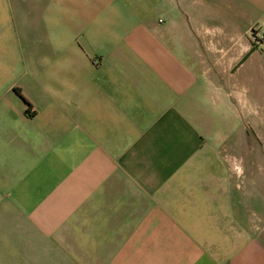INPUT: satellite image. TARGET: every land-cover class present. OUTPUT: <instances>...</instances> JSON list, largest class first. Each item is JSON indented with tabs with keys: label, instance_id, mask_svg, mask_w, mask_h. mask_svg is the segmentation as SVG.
<instances>
[{
	"label": "crops",
	"instance_id": "1",
	"mask_svg": "<svg viewBox=\"0 0 264 264\" xmlns=\"http://www.w3.org/2000/svg\"><path fill=\"white\" fill-rule=\"evenodd\" d=\"M255 25L264 0H0V264H264Z\"/></svg>",
	"mask_w": 264,
	"mask_h": 264
},
{
	"label": "rangeland",
	"instance_id": "2",
	"mask_svg": "<svg viewBox=\"0 0 264 264\" xmlns=\"http://www.w3.org/2000/svg\"><path fill=\"white\" fill-rule=\"evenodd\" d=\"M254 107L257 110L250 113L247 118L245 133L247 140L239 145L234 153L239 158L238 166L244 169L242 178L251 192V197L248 196L247 201L248 214L264 231V107L261 106L260 97L256 95H254ZM238 130L239 135L244 133L242 126Z\"/></svg>",
	"mask_w": 264,
	"mask_h": 264
},
{
	"label": "built area",
	"instance_id": "3",
	"mask_svg": "<svg viewBox=\"0 0 264 264\" xmlns=\"http://www.w3.org/2000/svg\"><path fill=\"white\" fill-rule=\"evenodd\" d=\"M249 36L254 43L261 45L264 43V34L259 26H253L249 31Z\"/></svg>",
	"mask_w": 264,
	"mask_h": 264
}]
</instances>
